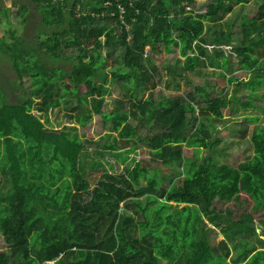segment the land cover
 Masks as SVG:
<instances>
[{"label":"trees","instance_id":"16d2710c","mask_svg":"<svg viewBox=\"0 0 264 264\" xmlns=\"http://www.w3.org/2000/svg\"><path fill=\"white\" fill-rule=\"evenodd\" d=\"M12 1L23 32L0 39V61L15 74L8 87L19 91L10 103L0 87V235L6 249L0 264H264V248L251 245L231 261L229 243L255 237L253 219L234 220L230 210L215 207L241 194L264 207V127L253 129L254 154L235 168L201 156L219 144L215 122L240 102L238 89L250 97L264 89V0H255L257 17L242 16L238 31L221 22L247 0H209L201 16L197 0ZM200 41L228 47L238 66L229 74L246 71L249 79L227 78L236 82L229 97L195 86L183 96L154 99L155 68L144 57L146 48L155 54L178 50L182 80L206 64ZM215 52L225 57L223 50ZM110 59L116 67L104 75ZM230 67L228 60L215 64ZM97 80L123 91L108 112V89ZM62 106L66 122L53 128L51 115ZM241 106L252 107L250 98ZM94 115L109 130L96 141L80 138L77 129ZM204 121L214 125L208 129ZM140 143L152 163L166 168L183 165L184 148L200 162L177 183V175L169 177L168 187L135 188L131 168ZM106 155L123 166L120 173ZM156 169L146 168L154 172L150 180L157 181ZM171 203L183 207L173 214Z\"/></svg>","mask_w":264,"mask_h":264},{"label":"rangeland","instance_id":"374dc122","mask_svg":"<svg viewBox=\"0 0 264 264\" xmlns=\"http://www.w3.org/2000/svg\"><path fill=\"white\" fill-rule=\"evenodd\" d=\"M209 0H197L195 5V13L199 16L205 14V9ZM258 4L255 0H247L246 4L234 6V10L231 14H226L221 23H227L228 27H233L234 31H238L242 24V16L248 19H254L257 17ZM19 5H14L11 0H0V39L2 37H7L10 31L17 30L16 35H20L23 30L21 28L22 18L19 16ZM227 28V27H226ZM225 28V29H226ZM33 35V34H32ZM200 45L206 48V64L203 67H196L195 72L184 73V79H180L178 73L181 71L182 62L184 58H181L178 50L172 54H166L162 49H159L157 54L152 52H147V58L152 59L155 68V88L152 91L154 99H159L160 97L173 96V95H185L188 91L195 86L200 87H212L213 94L227 95L231 96L236 82L227 83V78L234 77L237 81H244L249 79V73L246 71H235L231 74L230 72L238 68L237 61L230 53H228L229 48L212 49L211 46L205 45L202 41L199 42ZM215 50H223L225 54L224 58H221ZM107 51L101 52L102 56L107 55ZM180 60L181 63L177 61ZM230 61L231 67L228 70H219L215 68L216 63H221L223 61ZM64 63L58 65L64 66ZM116 67L114 59H110L108 63V68L104 70V75H110V70ZM128 72L134 75L133 70H128ZM226 77L223 78L222 75ZM15 74L10 69V65L6 61H0V87L1 90L6 92L7 102L13 103L15 101V94L19 93L18 90H12L8 87V83L14 81ZM101 84H106L105 88V98L106 103L104 111L108 112L114 104V101L118 98H122L123 91L119 86H110V81L107 80H97ZM84 90V88H82ZM234 103L222 110L223 117L219 121L215 122V125L210 122L204 121L208 129L211 126L216 127L215 138L218 140L219 144L214 148L212 152L207 150L201 151V156L211 157L218 164H227L233 168L237 167L240 163L249 160L253 154V145L251 142L252 131L256 126L264 127V89H260L255 93L254 96H248L246 89H238ZM146 97V92L141 91L138 98L143 99ZM248 97L252 102V107L242 108L241 104L246 103ZM65 107L62 106L59 111L54 110L51 115L52 126L55 127V122L65 123L66 119L63 117L65 113ZM257 119V121H256ZM108 127L103 124L100 116L94 115L92 122L85 128H78V136L80 138L90 139L96 141L99 137L103 136L107 131ZM140 135L144 136L146 134L145 130H139ZM116 137L117 134L113 133ZM116 145V144H114ZM111 149L113 144L109 145ZM116 146H119V142ZM117 149V148H116ZM119 149V148H118ZM184 163L178 167L166 168L160 164H154L150 160L149 151L144 144L140 143L136 151V164L131 168V176L138 177V183L134 186L139 188L141 186H158L159 182H163L164 187H168L170 181L169 177L177 175L176 183L183 179L184 175L191 172V168L194 164L199 163L200 160L193 157L191 149H183ZM106 161H110L114 165V172L120 173L123 166L118 162L112 160V157L106 155ZM101 161V160H100ZM139 163L141 166L145 167V170L139 168ZM90 164V163H89ZM88 164V167H89ZM150 167L157 168V181L150 180L149 175L154 176V172L149 170ZM103 170L108 171L109 168L104 165ZM101 171L94 172L93 175L99 176ZM165 177V180L161 177ZM156 178V177H155ZM157 203H154L151 208L157 207ZM183 207L179 205L176 207L174 204H170L169 211L173 214L176 213V209ZM215 207L217 210L225 212L230 210L232 212V218L238 220L240 217L245 215H250L253 219V224L255 226V237H250L245 239L244 245L235 242L234 244L229 243L231 251V261L236 262L239 257V253L243 248L247 252L250 251V245L254 246L258 250L264 248V207L263 205H258L253 202L248 196L241 194L238 198L234 199L230 203H216ZM152 218V213L148 212L146 220L150 221ZM119 242L125 243L123 236L117 234ZM222 240V236L218 235L216 242ZM5 245L3 243L2 237L0 235V252H5ZM159 264H164L162 260Z\"/></svg>","mask_w":264,"mask_h":264},{"label":"built area","instance_id":"2783aa9c","mask_svg":"<svg viewBox=\"0 0 264 264\" xmlns=\"http://www.w3.org/2000/svg\"><path fill=\"white\" fill-rule=\"evenodd\" d=\"M147 52H150V49H149V47H148V48H146V52H145V54H144V57H145V58H147V57H148V56L146 55V53H147Z\"/></svg>","mask_w":264,"mask_h":264}]
</instances>
